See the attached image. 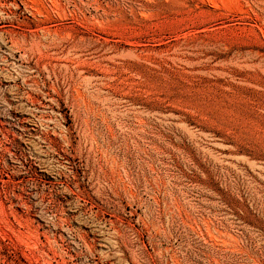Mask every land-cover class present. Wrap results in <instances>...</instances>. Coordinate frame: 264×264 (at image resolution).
Masks as SVG:
<instances>
[{"label": "rangeland", "instance_id": "rangeland-1", "mask_svg": "<svg viewBox=\"0 0 264 264\" xmlns=\"http://www.w3.org/2000/svg\"><path fill=\"white\" fill-rule=\"evenodd\" d=\"M0 264H264V0H0Z\"/></svg>", "mask_w": 264, "mask_h": 264}]
</instances>
